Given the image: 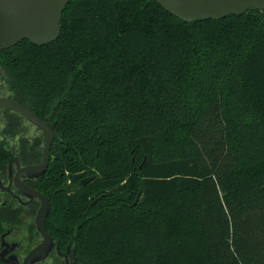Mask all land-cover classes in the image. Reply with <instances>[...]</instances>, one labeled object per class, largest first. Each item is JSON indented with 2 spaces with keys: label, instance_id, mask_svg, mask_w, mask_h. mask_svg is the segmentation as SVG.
<instances>
[{
  "label": "trees",
  "instance_id": "obj_1",
  "mask_svg": "<svg viewBox=\"0 0 264 264\" xmlns=\"http://www.w3.org/2000/svg\"><path fill=\"white\" fill-rule=\"evenodd\" d=\"M4 94L54 113L45 228L70 263L264 264V11L188 23L155 0H70L54 42L0 50ZM19 211L0 203V236Z\"/></svg>",
  "mask_w": 264,
  "mask_h": 264
},
{
  "label": "water",
  "instance_id": "obj_2",
  "mask_svg": "<svg viewBox=\"0 0 264 264\" xmlns=\"http://www.w3.org/2000/svg\"><path fill=\"white\" fill-rule=\"evenodd\" d=\"M70 0H0V50L15 46L22 40L32 45L44 46L54 42L60 34L63 10ZM168 13L178 19L195 21L219 20L231 15H242L249 9L264 11V0H155ZM15 112L41 129L45 135L43 156L40 163L20 167L17 164L13 176L15 187L29 201L37 199L39 207L35 214L34 226L41 241L19 259L12 251L15 243L2 241L0 260L5 264H36L43 262L54 245L53 237L46 231L45 219L49 213V200L42 193L26 186L21 178L36 177L44 173L49 160V148L55 138L54 125L43 122L27 107L8 97H0V111ZM11 174V173H10ZM93 177L85 178L82 185ZM2 189L0 180V191ZM58 250V247L56 246Z\"/></svg>",
  "mask_w": 264,
  "mask_h": 264
},
{
  "label": "flooded vegetation",
  "instance_id": "obj_3",
  "mask_svg": "<svg viewBox=\"0 0 264 264\" xmlns=\"http://www.w3.org/2000/svg\"><path fill=\"white\" fill-rule=\"evenodd\" d=\"M0 97H8L12 100L8 94L1 95ZM16 101V100H15ZM23 106L27 107L29 110H31L35 115H37L43 122L54 125V133H55V126H56V119L54 116V113L51 111L48 112H40L39 114L34 112L31 108L29 103H23L19 102ZM15 112H12L7 109H3L0 111V154L2 155V161L3 167L2 171L0 172V180L2 184V189L8 188L9 190L6 191H0V203L4 206H7L11 208L14 206H21L26 211H31L33 209L38 210L39 207V201L37 199H33L29 201L27 198L23 197L21 195V192L15 187L13 176L16 172L17 164L20 167H24L27 165H35L40 163L42 156H43V149H44V143H45V135L43 131L39 128H37L34 124L30 123L29 121L25 120L22 116L19 114H14ZM11 115H14L18 121L17 129L18 131L15 133L13 137H9L5 134L7 129L12 128V124H9L8 117ZM56 137V135H55ZM55 138L53 142L50 145L49 148V160L47 162V167L42 174H38L36 177H25L21 178V182L25 184L26 186L42 193L45 195L48 200L49 197L46 195V193L50 192V188L54 184V162L56 159L55 153ZM87 170L82 169L80 172L76 173L75 180V187L71 191L69 189L70 185V177L66 181L67 183H64L62 186L63 192H65L66 195H74L76 193H79L82 187L86 186L88 183L92 182L94 179V176L92 174L84 175L78 178V175H83ZM11 173V174H10ZM93 177L91 181L87 182L85 185L81 184V181L85 178ZM48 178V181L46 182L45 179ZM77 179V182H76ZM60 189V188H58ZM50 205V201H49ZM14 233H17V231L14 230H7L0 236V245L2 241H6L8 243H15L17 246L12 251L13 254L17 255L19 257L20 252L18 250L19 240H15V238H10ZM11 239V240H10ZM41 241V237H39V242ZM38 242V243H39ZM56 244L54 243L52 250L48 254L46 258L50 256V254L53 253V251H57ZM2 247L0 246V251ZM58 256L63 259V261L66 264H74L69 262V258L73 257L72 252L69 248V244H67L65 252H59L57 251ZM45 258V259H46ZM42 262H38L36 264H40Z\"/></svg>",
  "mask_w": 264,
  "mask_h": 264
},
{
  "label": "rangeland",
  "instance_id": "obj_4",
  "mask_svg": "<svg viewBox=\"0 0 264 264\" xmlns=\"http://www.w3.org/2000/svg\"><path fill=\"white\" fill-rule=\"evenodd\" d=\"M70 181H71L70 185L68 186L69 189L72 191L75 187V181L74 179H70ZM18 215H19V222L17 224H14L17 227L16 229L17 233H14L10 238H15V240H19L21 246L19 259H22V257L26 254V252H28V250H30L33 246H35L39 242V236L36 234L33 225L35 213L32 215L30 213H27L26 211H19ZM29 226H33V227L29 228ZM62 262H63L62 260L55 258V254L53 252L52 254H50L48 258H46L40 264H61Z\"/></svg>",
  "mask_w": 264,
  "mask_h": 264
}]
</instances>
